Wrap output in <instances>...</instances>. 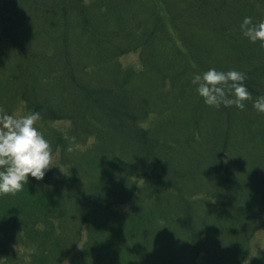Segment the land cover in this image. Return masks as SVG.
Segmentation results:
<instances>
[{"label": "trees", "instance_id": "16d2710c", "mask_svg": "<svg viewBox=\"0 0 264 264\" xmlns=\"http://www.w3.org/2000/svg\"><path fill=\"white\" fill-rule=\"evenodd\" d=\"M245 17L264 21V0H0V108L39 113L67 170L0 195V264H264L246 260L264 228V46ZM133 50L141 69L118 60ZM212 68L246 74L243 110L198 94Z\"/></svg>", "mask_w": 264, "mask_h": 264}, {"label": "clouds", "instance_id": "9594fccd", "mask_svg": "<svg viewBox=\"0 0 264 264\" xmlns=\"http://www.w3.org/2000/svg\"><path fill=\"white\" fill-rule=\"evenodd\" d=\"M241 30L251 42L260 41L264 46V21L254 24L251 17H245ZM245 79L246 74L240 71L212 68L195 74L191 82L207 105L243 110L245 102L252 100ZM253 107L264 113V95L254 101ZM39 119L37 112L12 115L0 108V195H15L28 183L29 175L43 180L48 170L58 166L50 142L35 126Z\"/></svg>", "mask_w": 264, "mask_h": 264}, {"label": "rangeland", "instance_id": "374dc122", "mask_svg": "<svg viewBox=\"0 0 264 264\" xmlns=\"http://www.w3.org/2000/svg\"><path fill=\"white\" fill-rule=\"evenodd\" d=\"M120 63L122 64V66L127 67V68H134V69H141V59L139 57V52L136 50L124 53L122 55H120L118 57ZM12 115H27L28 113L26 112V108L24 107L23 103H19L16 108L12 111L11 113ZM151 120V118H147L144 119V121L140 122L141 125L143 126H147L149 125V121ZM49 126L54 127V128H59L62 130H66L69 125H70V121L67 119H60V120H56V121H48L46 122ZM46 127V125H45ZM54 163L58 166H54L51 168V170L53 171L54 176H56L57 178L65 175L67 173V170L65 169V167L63 166V164L61 163V160H59V151L57 153L54 154ZM133 201H128L125 204H119L116 205V208L119 210H126V208H128ZM22 252L24 251L23 248ZM249 253L248 256L246 258L247 261H249V259L253 258L254 256H256L261 250L264 249V228H260L258 229V231H256L250 240V245H249ZM5 258H3V256L0 253V260H3ZM69 261V259H67L63 264H67Z\"/></svg>", "mask_w": 264, "mask_h": 264}]
</instances>
